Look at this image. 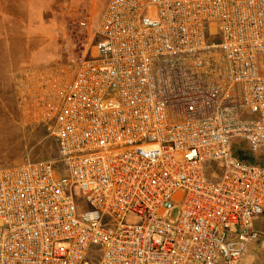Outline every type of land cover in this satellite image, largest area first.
<instances>
[{
    "label": "built area",
    "instance_id": "obj_1",
    "mask_svg": "<svg viewBox=\"0 0 264 264\" xmlns=\"http://www.w3.org/2000/svg\"><path fill=\"white\" fill-rule=\"evenodd\" d=\"M95 32L14 80L56 154L0 166V264H238L264 213L239 157L264 154V0H106Z\"/></svg>",
    "mask_w": 264,
    "mask_h": 264
},
{
    "label": "rangeland",
    "instance_id": "obj_2",
    "mask_svg": "<svg viewBox=\"0 0 264 264\" xmlns=\"http://www.w3.org/2000/svg\"><path fill=\"white\" fill-rule=\"evenodd\" d=\"M105 2L0 0V166L24 158L51 159L56 154L48 129L28 120L18 106L14 80L28 67L62 63L70 68L97 40L95 31ZM245 156L264 164L260 153ZM253 224L257 237L238 264H264V213Z\"/></svg>",
    "mask_w": 264,
    "mask_h": 264
},
{
    "label": "trees",
    "instance_id": "obj_3",
    "mask_svg": "<svg viewBox=\"0 0 264 264\" xmlns=\"http://www.w3.org/2000/svg\"><path fill=\"white\" fill-rule=\"evenodd\" d=\"M245 154L256 155L257 153H239V157H241V158H245L246 160L251 161V162H257V163H260L259 160L251 159V158H247V156H245ZM258 154H259V153H258ZM262 157H264V154H261V153H260V158H262Z\"/></svg>",
    "mask_w": 264,
    "mask_h": 264
}]
</instances>
